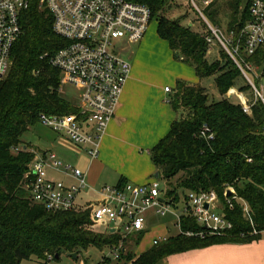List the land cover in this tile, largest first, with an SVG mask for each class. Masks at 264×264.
Here are the masks:
<instances>
[{
  "label": "trees",
  "instance_id": "16d2710c",
  "mask_svg": "<svg viewBox=\"0 0 264 264\" xmlns=\"http://www.w3.org/2000/svg\"><path fill=\"white\" fill-rule=\"evenodd\" d=\"M144 1L151 7L152 18L156 13L157 33L168 41L176 56L193 65L199 77L215 73L221 94L210 99L199 82L176 81L168 100L179 117L150 148L156 172L164 179L166 194L175 199L186 189L215 190L223 216L232 226L210 232L193 217L182 215V230L203 229V234L170 231L166 238L136 254L133 248L142 232L123 236L106 231L95 236L85 226L88 209L51 211L31 199L26 184L32 175L26 173L34 151L22 140L23 132L38 121L40 112L77 111V105L61 95L59 70L49 62L50 54L64 39L54 32L49 11L38 0H31L20 15L22 32L11 50V66L0 78V264H24L31 257L37 264H47L62 252L77 255L88 246L109 248L119 241L124 247L119 256L114 259L103 254L98 264H159L170 253L216 242L250 241L264 229L262 104L256 101L251 113H246L239 101L225 95L242 74L221 48V58L207 60V29L199 31L192 24L182 23L183 15L165 17L162 11L169 0ZM216 2L207 8V15L212 22L225 24L226 29L240 26L248 17V0H224L227 10L223 16ZM245 88L250 91L248 83L239 90ZM204 126L211 136L200 135ZM14 147L18 149L14 151ZM228 187L234 191L226 194ZM237 198L247 203L246 213Z\"/></svg>",
  "mask_w": 264,
  "mask_h": 264
},
{
  "label": "built area",
  "instance_id": "2783aa9c",
  "mask_svg": "<svg viewBox=\"0 0 264 264\" xmlns=\"http://www.w3.org/2000/svg\"><path fill=\"white\" fill-rule=\"evenodd\" d=\"M30 2L0 0V78L8 70L12 47L22 32L21 12ZM38 2L51 14L54 32L64 39V43L49 56L50 64L60 73V91L66 83L78 92L77 111L61 114L40 112L38 121L75 143L89 145L88 152L95 156L98 152V138L115 113L131 68L130 60L122 50L126 43L137 42L144 36L152 18L151 7L144 0ZM213 2L185 0L186 6L194 10L206 25L207 48L218 45L250 85V95L233 85L227 88L225 95L228 98L235 96L246 113H251L256 101L264 108V0H248V17L240 26L229 29L209 19L206 10ZM165 90L169 91L170 87L165 86ZM207 130L204 126L200 135L211 136L212 133H206ZM17 149L13 148L14 151ZM31 150L34 151L32 147ZM48 167L62 168L74 176L76 181L66 184L60 179L51 178L47 173ZM29 172L32 176L26 186L33 201L51 211L86 208L93 224L106 226V231L123 236L143 232L148 212L173 216L176 230L188 235H202L203 229L197 232L182 230V215L193 217L211 232L232 226L223 216L218 206L219 197L213 189H186L179 192L178 199H175L166 194L165 184L155 176L144 183L124 181L103 184L97 190L96 199L80 206L77 195L86 185L85 173L81 168L71 163H62L53 151L48 150L34 155L26 175ZM166 236H155L152 243ZM123 248L122 243L110 247V256L117 258Z\"/></svg>",
  "mask_w": 264,
  "mask_h": 264
},
{
  "label": "crops",
  "instance_id": "0c3cea01",
  "mask_svg": "<svg viewBox=\"0 0 264 264\" xmlns=\"http://www.w3.org/2000/svg\"><path fill=\"white\" fill-rule=\"evenodd\" d=\"M156 26L157 23L150 27L149 23L144 36L137 41L118 105L98 138L95 156L88 152L89 145L75 143L49 127L50 134L44 145L35 147L29 142L34 155L51 150L62 163H71L84 171L86 185L77 195L80 206L96 199L97 190L103 184L124 181L144 183L156 176L150 148L165 135L178 114L168 98L177 80L198 82L199 76L193 65L176 56L168 41L157 33ZM157 46L163 54L159 63ZM165 86H169L170 90L166 91ZM47 173L49 177L60 179L66 184L76 181L62 168L48 167ZM170 217L169 221L173 223L174 218ZM145 224H148L147 219ZM158 224L160 229L153 232L145 226L139 242L133 248L136 254L149 247L155 236L168 235L170 228L167 224ZM67 254L72 256L70 252ZM72 257L76 258L77 255ZM58 259L57 264H69L60 257ZM101 259L102 256L97 264ZM159 264H264V229L258 238L250 241L216 242L173 252Z\"/></svg>",
  "mask_w": 264,
  "mask_h": 264
},
{
  "label": "rangeland",
  "instance_id": "374dc122",
  "mask_svg": "<svg viewBox=\"0 0 264 264\" xmlns=\"http://www.w3.org/2000/svg\"><path fill=\"white\" fill-rule=\"evenodd\" d=\"M216 3L219 4L220 16H223V13L227 10V8L224 6V0H217ZM162 14L169 19H174V18H177V17L183 15V17H181L182 23H184V24H190L191 23L192 24L191 26L195 30L201 31L203 29L204 30L206 29V25L203 23V21H201L199 19L197 13L194 10L188 8V6H186L185 0H169L168 5H166L162 11ZM157 19L158 18H157L156 13H155L153 18H151V20H150V27L155 26V23H157ZM223 22H225L224 19H223ZM223 25H225V24H223ZM136 47H137V42L126 43L124 46V49L122 50V53L130 60V63H132V53L136 50ZM219 50H220V48L218 47V45H214L210 49L207 48V50H206L207 60L211 61L215 58H221L222 54L220 53ZM156 52L158 54L157 62L159 63L163 57L161 48L157 46ZM11 63H12V57L10 59V64H9L7 72L9 71ZM7 72L5 73V75L7 74ZM215 75H216L215 73H212V74H206V75H203L201 77H198V82L206 89L210 99H218L221 97V94L219 93V91L217 90L216 85H215ZM246 84H247V82H246L245 78L242 77V75H238L235 79L234 87L236 89H240L242 86H244ZM243 92L246 95H250V91L246 88L243 90ZM60 93H61V95H63L65 98H67L68 100H70L74 104H77L78 92L72 85L64 83L61 87ZM231 100L234 102L238 101L235 96L232 97ZM177 117H179V114H177ZM48 134H50L49 128L44 126L40 121H36L35 123H33L31 126H29L23 132L21 138L23 141L30 142L35 147L36 146L41 147L42 145H44L45 139H46ZM176 176H175V178H176ZM159 180L165 184L164 179H162V177H159ZM228 189L231 191H234L232 187H228ZM237 201L241 205L243 212L246 213L248 210V207L245 209V206L247 205L245 203V201H243L240 198H237ZM218 204H219L218 206L222 207L221 202H218ZM79 209H86V208L76 207L73 210H79ZM169 220H171V217L168 214L164 215V216H160V215H156L152 212H148L147 213L148 224H145V226L150 227L149 231L153 232L154 230L160 229V227H158L159 226L158 223H163V224H167V227L170 228L169 230L171 232H175L176 228L173 225V223ZM85 226L95 236L98 233H104L107 230L106 226L93 224L90 217H88V222L85 224ZM147 235H148V233L145 234V240H146ZM150 237H151V235L149 234V238ZM119 243L121 244L122 241H119L118 244ZM129 243H130L129 240L126 241L125 246H127ZM109 248L104 246L102 249H99V248L94 247V246H88L86 249L81 250V252H79L77 254L76 258L69 256L67 254V252H62L60 258H61V260L69 262V264H97V261L100 259V257L103 254L110 255L109 250H108ZM111 258H112V256H111ZM57 260H59V259L58 258H51L47 262V264H57ZM24 264H37V262H36L34 257H31L29 259L24 260ZM120 264H123V261H120Z\"/></svg>",
  "mask_w": 264,
  "mask_h": 264
},
{
  "label": "water",
  "instance_id": "95a60500",
  "mask_svg": "<svg viewBox=\"0 0 264 264\" xmlns=\"http://www.w3.org/2000/svg\"><path fill=\"white\" fill-rule=\"evenodd\" d=\"M155 175L158 177V176H159L158 172H156ZM226 193L229 194V193H231V191L228 189V190L226 191ZM204 206L207 207V203H205ZM110 230L112 231L113 228H110ZM70 254H71L72 256H75V255H76L75 252H70ZM55 257H58V255L56 254Z\"/></svg>",
  "mask_w": 264,
  "mask_h": 264
}]
</instances>
